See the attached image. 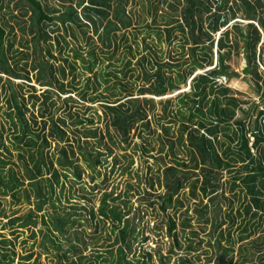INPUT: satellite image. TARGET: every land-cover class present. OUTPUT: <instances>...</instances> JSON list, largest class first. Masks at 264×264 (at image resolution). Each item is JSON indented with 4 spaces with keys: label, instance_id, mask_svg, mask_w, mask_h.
Wrapping results in <instances>:
<instances>
[{
    "label": "trees",
    "instance_id": "16d2710c",
    "mask_svg": "<svg viewBox=\"0 0 264 264\" xmlns=\"http://www.w3.org/2000/svg\"><path fill=\"white\" fill-rule=\"evenodd\" d=\"M28 1L32 9L29 25L25 19L22 24L20 17L15 14H12V18L21 30L27 31L28 28L33 33L35 46L41 39H52L51 33L45 27L49 22L58 19L67 32L68 28L72 29L69 26L71 23H76L84 34L91 30L93 34L89 35V39L97 36L104 46L114 45V52L119 49V31L132 25L129 5L137 3L141 6L140 11L154 10L156 14L161 7L164 11L170 10V16L162 13L163 11L160 14L162 19L171 24L165 29L166 35L170 38L176 31L184 39L183 47L191 44L189 49L194 57L191 67L181 69L178 65L157 61L152 57L154 48L150 42L146 43L149 52L142 54L137 61L141 63L145 82L142 87L144 94L164 95L180 89L181 83H187L191 79L189 89L176 96L181 103L176 110L182 119L178 141L189 149L191 163L176 159L174 164L165 166L159 177L163 190L151 204L158 203L164 212L170 207L174 208V213L167 218V230L173 236L175 244L182 249L179 231L185 232L191 223L190 216L178 211L184 206L181 194L185 188H189L190 197L197 199L194 210L199 214V221L204 224L211 223L213 232L217 233V240L209 243L219 251L216 264H245L248 261L245 255L251 249L247 243L240 244L237 251L239 257L235 261V244L251 235L250 226L243 227L242 233L236 239L232 240L230 236L237 216L252 214L254 218L260 212L264 213V68L261 67V64L264 65V0H77L76 6L71 5L69 9L54 16L49 14V9L42 0ZM3 7L0 0V74L23 78L24 75L8 62L6 43L9 41L10 46L13 45L9 38L15 25L5 21V14L1 13ZM156 22L157 18L153 17L146 27L161 37L164 30L153 29ZM46 50L54 58L50 48L47 47ZM41 52L43 53V49ZM88 52V59L78 52L75 56H80L83 62H87V69L95 72L97 77L94 66L98 64L100 57L95 48ZM128 52L132 54V58L135 56L131 45H128ZM241 53L245 59L243 72L251 77L260 96L259 103L254 102V106L248 110L242 107L248 101L238 97V92L227 85V82H219V79L240 75L232 70L230 59L234 54ZM44 58L46 62L37 63L40 67V82L43 80L41 74L49 66L52 74L55 70V65H48L49 60L45 56ZM132 58H128L127 65L131 64ZM207 67L210 68L206 69ZM71 69H75L74 64ZM197 69L206 70L195 74ZM61 71L65 74L64 67H61ZM103 75L101 73L102 80L107 81V77L104 78ZM115 75L118 76L116 73ZM44 82V85L53 84L51 79ZM116 84L126 88L122 81H117ZM86 86L90 89L89 83ZM60 88L63 92L66 90L63 85ZM4 90L7 91V88L4 87ZM43 92L44 97L38 111H32L30 115H27L30 107L27 106L25 98L19 99L14 90L7 97L8 107L0 106V191L4 196L12 195L15 202H19L21 197L31 202V191H34L38 199L35 209L15 216L4 213L0 201V264H40L41 253L35 256L36 251L31 247L47 240L60 249L61 243L56 240L58 235L55 231L65 233L68 227L76 223V219L70 212L64 215L50 213L52 229L45 215L40 212L49 200L60 199V196H56V187L60 186V191L63 192L70 175L75 181L82 179L83 170L76 162L79 154L89 167L96 170L97 165L107 164V156L114 152L109 142L116 145L118 140H124L130 144L131 132L138 127L139 122L149 127L148 114L141 105L135 104L137 99L134 97L124 101L119 98L106 101L103 107L109 139V142H105L107 151L92 149L95 143L99 144L95 145L99 148L104 139V135H100L97 128L87 126L88 123L93 124L94 119L80 116L79 112H70L69 116L73 117L71 124L82 126L79 129L81 133L78 134L66 116L55 115L53 109L57 103L51 100L52 89L46 88ZM34 96L38 98V95ZM85 96L83 95L84 98ZM169 101L171 102L170 99ZM238 111L243 114L239 116ZM185 119L188 121H184ZM97 137L100 138L92 140ZM53 141L55 149L49 151ZM173 148L174 144H171L170 149ZM225 171L232 173L228 181H223ZM97 172L100 173V169ZM226 183L231 184L229 187L232 191L238 189L235 195H241L245 204L236 208L232 205L226 211V216L219 218L222 214L221 203L230 199ZM152 186L154 187L153 184ZM120 197V193L115 195L113 190H106L102 193L99 207L95 209L91 206L89 212L92 218L99 215L115 227L122 225L117 240L122 239L131 249L127 237L133 209L124 200L127 210H122L117 203ZM212 205L214 214L210 215L209 209ZM185 211L188 213L189 209ZM177 215L180 217L179 222ZM4 218L8 219L5 221ZM39 218L43 219L48 228L46 231L41 230V239L37 233ZM228 223L231 227L228 243L223 244L222 238L226 239L227 236L225 237L222 226ZM178 226L180 229H177ZM24 228L29 232L27 236L23 235ZM197 234L196 229L190 230L191 236L188 237L186 246L188 253L197 248L194 239ZM43 245L46 246L45 243ZM124 250V247H120L121 255L116 264H131L125 260ZM63 254L66 256V252ZM147 254L151 259L152 255ZM180 260L184 263L189 259L181 255ZM141 262L151 264L148 260ZM69 264L76 262L71 261ZM259 264H264V250L260 254Z\"/></svg>",
    "mask_w": 264,
    "mask_h": 264
},
{
    "label": "rangeland",
    "instance_id": "374dc122",
    "mask_svg": "<svg viewBox=\"0 0 264 264\" xmlns=\"http://www.w3.org/2000/svg\"><path fill=\"white\" fill-rule=\"evenodd\" d=\"M42 1L52 16L69 9L71 5H77V0ZM1 3L4 5L1 13L5 14V21L7 20L15 25V29L9 38L13 41V45L10 46L9 41L6 43L8 62L17 72L24 75L23 78H15L4 73L0 74L2 75L0 76L2 77L0 79V106L2 108L8 107L7 97L14 90L17 92L19 99L25 98L27 106L30 107L27 115H30L32 111H38L44 97L43 91L46 88H51V100L57 103L55 109H53L55 115L63 114L70 124L73 119L69 116L70 112H79L80 116L84 115L94 119V123H88L87 126L97 128L99 134L104 135V139L99 148L95 146L97 144L95 143L92 145V149L97 148L102 151H107L105 142L109 140L106 132L107 119L103 107L106 101H114L117 98L124 101L134 97L137 99L135 104L141 105L148 114L149 127L139 122L138 127L131 132L130 144L124 140H118L116 145L108 141L114 148V152L107 156V164L97 165L100 173L97 172V169L93 170L89 167L79 154L76 162L83 170L82 179L75 181L73 176L70 175L63 192L60 191V186L56 187V196H60V199L49 200L40 212L45 215V219L51 227L50 213L56 212L61 215L70 212L73 214V218L76 219V223L68 227L65 233L55 231L58 235L56 240L61 243L60 249L54 247L49 240L32 245V247L29 245L36 251L35 256L39 252L41 253L40 264H69L71 261H75L76 264H116L121 255L120 247L125 248V260L130 261L131 264H142L141 261L143 260H148L151 264H216L219 251H216V248L209 243L211 240H217V233L213 232L211 223L204 224L199 221V214L194 210L197 199L190 197L189 188H185L181 194L184 206L178 211V213L182 211L185 216H190L191 223V226L185 232L179 231V239L183 245L182 249H179L175 244L173 236L167 230V218L168 215L174 213V208L170 207L167 212H164L158 203L151 204L163 190L159 177L165 166L174 164L176 159L191 163L189 149L185 144L182 145L178 141L181 134L182 119L179 117L180 113L176 110L177 105L181 104L177 101L176 96L178 93L189 89L191 79L187 83H181L179 85L180 89L169 91L164 95L144 94L142 93V87L145 82L142 77L141 63L137 61L142 54L149 52L146 43L150 42L154 48L152 57L157 61L174 66L178 65L181 69L191 67L194 58L189 49L191 44H185L183 47L184 39L176 31L170 38L166 35L165 29L171 24L162 19L160 14L163 11L162 13L170 16V10L164 11V8L161 7L156 14L154 10L149 12L140 11L141 6L137 3L129 5L132 25L119 31V49L114 52V45L112 47L104 46L97 36H92L89 39V35L93 34L91 30L88 29L89 32L84 34L76 23H71L69 26L72 29L68 28L69 32H67L58 19L49 22V25L45 27L46 31L51 33L52 39L49 41L41 39L40 43L35 46L33 33L28 28L27 31L21 30L16 20L12 18V14H15L20 17L19 20L22 24L24 23L23 19H25L29 25L32 14L29 1L1 0ZM153 17L157 18L153 29L164 30L161 37L146 27ZM148 33L150 34L148 35ZM123 34L124 36H122ZM128 45L132 46L135 53L133 58L132 54L128 52ZM47 47L50 48L54 58L47 53ZM91 48H95L100 57V61L94 66L97 77L95 72H89L87 62H83L80 56H75V53L78 52L79 55H83L88 59L90 57L88 50ZM42 49L43 53L41 52ZM214 50L216 52V44ZM125 54L128 56H125ZM44 56L49 60L48 65L51 63L55 65V70L52 74L49 66L41 74L43 80L41 79L42 82H40L38 80L40 67L37 63L39 61L46 62ZM128 58H132L130 65L126 64ZM230 63L232 70H236L240 75L223 78V80L238 92L236 93L238 97L248 101L242 104V107L248 110L254 106V102L259 103L260 101L256 85L251 77L243 72L245 59L242 53L239 55L234 54L230 59ZM72 64L75 66L74 70L71 69ZM61 67L65 68V74L62 73ZM261 67L264 68V65L261 64ZM208 68L210 67L206 69ZM206 69H197L195 74ZM101 73H104L103 76L104 78L107 77V81L102 80ZM27 77H29V80ZM46 79H51L53 84L44 85ZM117 81H122L126 88L116 84ZM88 83L90 89L86 86ZM62 85L66 89L64 92L60 88ZM3 86L7 88V91L4 90ZM35 94L38 95V98L34 96ZM83 95H86L85 98ZM152 98L154 100H150ZM169 99L171 102H168ZM242 114L241 111H238L239 116ZM40 119L39 121H41ZM184 121L188 120L185 119ZM81 127L80 124L72 125V128L78 134L81 133L79 130ZM111 130L113 133L115 132L113 128ZM70 136L72 137L73 134L71 133ZM82 138L84 139V137ZM99 138H92V140L96 141L94 139ZM171 144H174L172 150L170 149ZM54 149L55 141L52 142L49 151H54ZM55 165L59 166L56 162ZM231 174L225 171L223 181H228ZM93 176L95 179H92ZM72 185L73 187H71ZM94 185L97 186L93 187ZM230 185V183L229 185L226 183L227 195L230 196V199L221 203L222 214L219 218L225 217L226 211L230 210L232 205L236 208L245 204L241 195H238V193L235 195V191L238 189L232 191ZM106 190H113L115 195L121 194V197L117 199V203L122 210H127L124 200L128 202L129 206H132L133 210L130 213L132 222L127 237L131 249L125 245L122 239L117 240L122 225L115 227L99 215L95 218L91 217L90 207L94 206L95 209L99 207L102 193ZM31 194V202L25 201L23 197L19 202H15L12 195L4 196L0 191L2 211L9 216H15L35 209L38 199L35 197L34 191H31ZM206 201L207 199H205ZM76 205L78 206L76 207ZM212 208H214V205L209 209L210 215L214 214ZM185 209H189L188 213ZM134 212L136 213L135 217ZM233 214H236L235 210ZM7 219L4 218L5 221ZM177 219L179 222L180 217L178 215ZM245 226H250L252 233L248 238L239 240L235 244L234 260L236 261L239 257V253L237 255L239 245L247 243L251 250L245 255L248 257L245 264H259L260 254L264 250V213L260 212L254 218L252 214L237 216L236 223L232 228L229 223L223 224L222 228L225 237H227L226 239L222 238V243H228L229 228L232 232L230 238L234 240L239 237L242 228ZM37 229L39 239H41V230L46 231L48 229L42 218H39ZM177 229H180V226ZM191 229H196L198 232L194 238L197 248L188 253L186 246L189 242L188 237L191 236ZM24 230L23 235L27 236L29 232L26 228ZM30 241L32 240L30 239ZM44 243L46 246L43 245ZM64 252H66V256H64ZM147 253L152 255L151 259ZM181 255L186 256L189 260L183 263L180 260Z\"/></svg>",
    "mask_w": 264,
    "mask_h": 264
},
{
    "label": "built area",
    "instance_id": "2783aa9c",
    "mask_svg": "<svg viewBox=\"0 0 264 264\" xmlns=\"http://www.w3.org/2000/svg\"><path fill=\"white\" fill-rule=\"evenodd\" d=\"M219 82L221 83V82H224V80L223 79H219Z\"/></svg>",
    "mask_w": 264,
    "mask_h": 264
}]
</instances>
